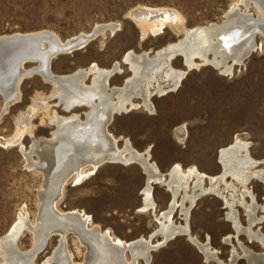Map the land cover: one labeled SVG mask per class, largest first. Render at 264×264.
Wrapping results in <instances>:
<instances>
[{
  "label": "rangeland",
  "instance_id": "1",
  "mask_svg": "<svg viewBox=\"0 0 264 264\" xmlns=\"http://www.w3.org/2000/svg\"><path fill=\"white\" fill-rule=\"evenodd\" d=\"M236 4L241 11L261 18L257 4L251 1L249 6H245L243 0H0V34L47 30L65 40L79 33H92L96 24L113 22L117 24L115 30L108 29L81 47L53 56L50 69L57 74H68L92 64L109 68L117 60L123 73L113 75L109 82L119 86L131 75V69L124 62L127 52L146 51L153 55L167 44L183 39L185 30L211 22L219 23ZM139 6L168 9L170 17L159 32L147 30L144 33L131 15V11ZM255 40L256 49L242 63H235L231 72L223 73L221 69L196 58L200 65L188 70L175 90L160 94L152 88L151 101L155 111L140 105L115 115L107 128L115 136L129 138L137 150L145 151L147 148L150 159L162 172H168L176 163L183 170L195 166L207 175L217 176L223 169L219 150L231 144L235 137L248 143L253 158H264V36L257 32ZM208 56L212 57V54ZM171 64L185 69L182 55L175 56ZM36 65V60L23 63L25 69ZM160 75L158 73L157 76L159 82L170 88V82ZM91 81L92 76L86 79L87 83ZM18 88L20 98L10 103L5 111L0 91V239L12 230L20 217H25L31 224L37 217L43 174L27 165L24 151L30 149L33 139L52 136L54 124L49 121L52 110L56 109L61 115L70 114L56 105V96H51L53 83L45 81L40 73L30 72L22 76ZM38 96L47 97V108L38 107L39 110H35L30 118L29 129L14 140L17 120ZM72 111L83 118L87 107H76ZM179 125L186 128L184 143H180L174 133V128ZM123 144V139L118 141L119 147ZM32 160H37V156L32 155ZM86 169L83 178L71 177L64 183L57 203L60 210L79 209L91 216L92 223L99 224L102 230H108L114 238L124 241L148 237L157 228L158 222L152 211L142 206L146 175L139 164L104 162L94 171L90 170V166ZM225 181L235 186V208L241 223L246 226L244 208L237 202L243 186L230 175L225 177ZM205 185L206 188L211 187L208 178ZM246 185L256 197L259 205L256 214L261 217L264 215L261 209L264 206V184L252 178ZM225 186L224 181L220 182L221 188ZM224 190L228 195L231 192L230 187ZM151 193L156 202V213H159L167 207L171 192L164 182H153ZM181 197L182 194H179V205L173 213V219L178 223L184 222L179 210ZM244 197L250 202L248 194L244 193ZM182 202L188 204L187 198ZM226 211L222 199L208 190L191 206L189 224L191 234L201 242L209 236L211 247L228 264L231 246L224 242V237L233 234L234 230L225 218ZM254 228L264 233V221L256 223ZM59 239L57 235L50 237L36 254L35 264H49L46 259L51 256ZM231 239L239 252L237 239L254 251L263 249L258 242H250L245 234ZM158 240H162L161 234L152 238L154 243ZM67 241L74 260L80 262L84 257V247L78 245L72 234L67 236ZM32 243V232L27 227L23 228L17 238V246L26 251ZM126 257L130 259L129 251H126ZM138 264L146 263L139 259ZM148 264L216 263L205 262L204 255L187 235H177L152 250ZM237 264L247 262L239 258Z\"/></svg>",
  "mask_w": 264,
  "mask_h": 264
},
{
  "label": "bare ground",
  "instance_id": "2",
  "mask_svg": "<svg viewBox=\"0 0 264 264\" xmlns=\"http://www.w3.org/2000/svg\"><path fill=\"white\" fill-rule=\"evenodd\" d=\"M251 1L259 7L261 18H254L250 12L241 11L236 4L228 11L225 23L211 22L192 30H185L183 39L167 44L156 50L153 55L146 51L127 52L124 62H127L131 69V75L119 86L111 85L109 82L113 75L123 73L122 65L117 60L109 68L92 64L86 68H77L68 74H57L50 69V60L53 56L73 50H64L68 44L76 46L75 49L81 47L98 34L108 29L115 30L117 24L113 22L96 24L92 33H79L65 40L47 30L0 34V91L4 98L3 111L10 103L20 98L18 82L21 77L30 72H38L45 81L53 83L54 92L51 96H56V105L70 112L68 115H61L55 109L48 113L50 123L54 124L52 136L33 139L30 149L24 151L28 160L27 165L43 174L39 208L32 224L25 217H20L12 230L0 239V264H35L36 254L54 235L60 239L51 256L46 259L49 264H138L139 259L148 264L151 251L177 235H187L202 252L205 262L227 264L217 255L218 251L211 247L209 236L205 242H201L197 236L191 234L189 210L197 198L208 193V190L222 199L227 208L225 218L234 230L233 234L224 237V242L231 246L228 264H237L239 258H243L247 264H264V233L259 228H254L256 223L264 221V215L257 216L256 210L259 205L255 195L246 185L252 178L259 179L264 184V158H253L248 143L235 137L234 142L220 148L218 156L223 169L217 176L207 175L195 166L183 170L182 166L176 163L168 172H162L156 162L150 159L147 148L145 151H139L129 138L115 136L107 128L115 115L128 112L140 105L153 111L152 88L160 94L175 90L188 70L200 65L201 62H197L196 58H200L204 64L221 69L223 73L231 72L235 63L242 62L241 56L256 47L257 32L264 36V0H243L245 6H249ZM168 11L161 7L139 6L131 11V15L141 25L144 33L147 30L156 33L170 17ZM38 34L44 36L37 45L21 47L20 42L12 43L15 37ZM209 53L212 57L208 56ZM177 55L183 56L185 69L176 68L171 64V60ZM27 60H36L38 65L25 69L23 63ZM158 73L161 74V78L170 82V88L159 82ZM91 76V83H87L86 79ZM39 97L17 120L14 140L19 139L23 131L29 129L30 118L38 107L47 108V97ZM135 98L140 101L137 102ZM76 107H87L83 118L78 112L72 111ZM174 133L179 142L184 143L186 128L179 125L174 128ZM121 139L124 140V144L119 147L118 141ZM32 155H36L37 160H32ZM104 162L124 165L137 163L142 167L146 175V184L142 188L144 195L142 206L150 209L158 222L157 228L148 237L140 236L131 241L114 238L108 230H102L99 224L92 223L91 216L79 209L62 211L57 207L64 183L69 178L78 179L83 176L87 166L94 171ZM261 163L263 165L257 168ZM227 175L232 176L243 186L237 202L244 208L246 226L239 219L235 208V186L225 181ZM206 178L211 182L210 188H206ZM223 181L226 186L221 188L220 182ZM153 182H164L171 192L167 207L159 213H156V202L151 193ZM229 187L231 192L228 195L224 189L227 190ZM244 193L249 195L250 202L245 200ZM179 194H182L180 202L182 206L180 205L179 210L183 214V223L173 219L175 208L179 205L177 199ZM184 198L188 200L186 205L182 202ZM261 209L264 212V206H261ZM25 227L32 232L33 243L29 250L22 251L17 246V238ZM69 234L74 235L78 245L84 247V257L80 262L74 260L69 249L67 241ZM156 234H161L162 240L154 243L152 238ZM239 234H245L250 242H258L263 248L262 251H254L237 239L238 248L241 250L239 252L231 239V237L236 239ZM126 251L131 254L130 259H127Z\"/></svg>",
  "mask_w": 264,
  "mask_h": 264
},
{
  "label": "water",
  "instance_id": "3",
  "mask_svg": "<svg viewBox=\"0 0 264 264\" xmlns=\"http://www.w3.org/2000/svg\"><path fill=\"white\" fill-rule=\"evenodd\" d=\"M228 17H224V19L222 21H220L219 23L222 24V23H225L226 19ZM44 36V34H38V35H34V36H24V37H15V39H13L14 42L12 43H16V42H20V45L19 46H25V45H30L33 46V45H37V43L39 42V40ZM76 46H74L73 44H68L66 47H64L63 49L64 50H70V49H75ZM256 48L253 47L252 49L249 50V52L245 55H242V62L244 59H246L251 53L252 51H254ZM241 62V63H242ZM51 134V132H50ZM127 249V248H126ZM122 263V262H121Z\"/></svg>",
  "mask_w": 264,
  "mask_h": 264
}]
</instances>
